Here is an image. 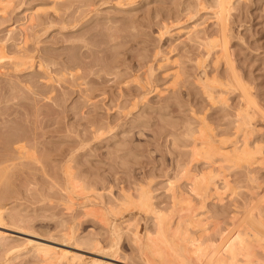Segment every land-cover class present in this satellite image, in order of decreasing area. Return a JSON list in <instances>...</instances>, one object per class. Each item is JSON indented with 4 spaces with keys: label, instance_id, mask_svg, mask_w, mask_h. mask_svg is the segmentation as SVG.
I'll return each mask as SVG.
<instances>
[{
    "label": "rangeland",
    "instance_id": "374dc122",
    "mask_svg": "<svg viewBox=\"0 0 264 264\" xmlns=\"http://www.w3.org/2000/svg\"><path fill=\"white\" fill-rule=\"evenodd\" d=\"M232 3L220 11L225 5L216 6L215 0H0V53L5 55L0 61V206L7 222L14 215L15 224L8 226L27 232L0 240V264H71L64 258L45 262L27 239L81 254L80 264L93 259L144 264L131 232L145 234L155 227L136 204L141 191L152 192L153 207L171 214L175 230L186 210L174 208L169 179L191 193L189 179L213 165L192 158L193 139L202 130L200 136L208 134L209 140L200 141L212 144L211 150L221 139L218 145L231 150L242 105L254 120L247 133L250 146L254 151L262 146L263 156L251 167L254 182L245 169L224 164L220 173L227 174L230 189L216 177L222 187L215 185V195L211 192L203 206L204 224L216 230L212 237L216 233L219 239V231L231 225L233 206H245L250 190L256 197L263 192L264 0ZM213 10L220 11L216 17ZM31 14L34 22L27 25ZM192 25L197 36L189 37L185 32ZM18 57L22 66L14 64ZM230 77L245 80L252 94L232 91ZM206 145L199 147L210 151ZM68 176L79 189H72ZM191 195L186 197L198 203ZM110 211L123 227L114 256L108 250L113 241L108 219L115 217ZM176 259L170 264L181 261Z\"/></svg>",
    "mask_w": 264,
    "mask_h": 264
},
{
    "label": "bare ground",
    "instance_id": "6f19581e",
    "mask_svg": "<svg viewBox=\"0 0 264 264\" xmlns=\"http://www.w3.org/2000/svg\"><path fill=\"white\" fill-rule=\"evenodd\" d=\"M232 1L234 0H215V3H216V6H220L222 4L225 5V7H223L220 11H227V9H229L231 6ZM236 1V0H235ZM200 5H202L201 2H199ZM86 7V6H85ZM200 7V6H199ZM202 9V8H201ZM191 10V9H190ZM6 11V10H5ZM4 11V13H6ZM220 11H216V10H213L212 11V14L214 17L217 16V14L220 12ZM192 14V13H191ZM26 16V15H25ZM35 16V15H34ZM34 16L31 14L30 16H27V21L29 22L27 25H29L30 23L32 24L33 19H34ZM196 16V15H195ZM5 19V18H4ZM53 22V21H52ZM40 23V22H39ZM195 23V22H194ZM26 24V23H25ZM34 25V24H33ZM32 25V26H33ZM195 27H197V25L194 24ZM192 25V29H188L185 33H187L188 35L187 36H191L193 34H195V36H197V28L195 30V27ZM16 27V26H15ZM14 27V28H15ZM28 27V26H27ZM14 28H10L8 30V33ZM12 30V31H13ZM26 30V29H25ZM23 31V30H22ZM182 31V30H181ZM45 32V31H44ZM205 33V32H204ZM219 33H222V31L219 30ZM11 34V33H10ZM12 35V34H11ZM11 35L8 34V36L11 37ZM16 36V35H15ZM14 36V37H15ZM27 35H25L26 37ZM83 36V35H82ZM199 36V35H198ZM13 37V36H12ZM186 37V36H185ZM201 37V36H200ZM200 37L199 38V42H200ZM210 37V36H209ZM9 38V37H7ZM10 39V38H9ZM7 39V40H9ZM17 39V38H16ZM196 39V38H195ZM205 39V38H204ZM203 39V40H204ZM207 39H210V38H207ZM206 39V40H207ZM218 39H221L220 37ZM212 40V39H211ZM25 41V40H24ZM27 41V40H26ZM88 41V40H87ZM196 41V40H195ZM205 41V40H204ZM209 40H207L208 42ZM193 42V41H192ZM210 42V41H209ZM22 44V43H21ZM196 44V43H195ZM205 44V42H204ZM208 44V43H207ZM209 45V44H208ZM208 45H206L208 47ZM212 45V48L211 49H214L216 47L215 45V41L213 42V44L211 43ZM220 46V44H217ZM7 46V45H6ZM214 46V48H213ZM211 47V46H210ZM19 48V47H18ZM206 49V48H205ZM1 51V50H0ZM203 54V53H202ZM218 54V53H217ZM4 57V52L3 53H0V61H2L1 57ZM216 56V55H215ZM11 57V56H10ZM29 57V56H28ZM12 58V57H11ZM19 58V57H18ZM13 59V58H12ZM21 59H17V61H15V65L18 66H22V60L20 61ZM200 60V59H199ZM186 62V61H185ZM32 64V63H31ZM199 64V63H198ZM15 66V67H16ZM42 66V65H41ZM217 66V65H215ZM26 67V66H25ZM18 68V67H17ZM20 69V68H19ZM18 69V70H19ZM118 74V73H117ZM220 76V75H218ZM121 77V76H120ZM208 78V77H207ZM231 79V82L229 83L230 84V87L228 86V82H226L227 85H225L226 87L228 86L229 88H232V91L235 90V91H238L241 95V93H244V94H249L251 95L252 93L249 91V87H246V84H245V80L244 82L241 80V77H238V80L237 83L234 81V78L230 77ZM243 79V78H242ZM216 80H219V79H216ZM222 80V79H220ZM209 82V80H208ZM218 82V81H216ZM221 83V82H220ZM220 83H218L220 85ZM32 84V83H31ZM216 84V85H218ZM200 85V84H199ZM205 85V84H204ZM212 86V85H211ZM221 86V85H220ZM17 87V86H16ZM223 87V86H222ZM225 87V88H226ZM204 88V87H203ZM202 88V89H203ZM220 90V89H219ZM222 90V89H221ZM227 90V89H226ZM204 91V90H203ZM209 91V90H207ZM217 91V90H216ZM133 92V91H132ZM219 92V91H218ZM211 93V92H210ZM209 93V97L212 99L214 98L213 95H211ZM233 93V92H232ZM90 94V93H89ZM221 94H222V91H221ZM219 94V95H221ZM229 94V93H228ZM167 95V94H166ZM226 95V93H225ZM65 96V95H64ZM227 96V95H226ZM217 97V96H216ZM249 97V102L248 103H252L254 104L255 103V98L254 97ZM241 98V96H240ZM221 99V98H220ZM224 99V98H223ZM222 101V100H221ZM226 103V101H224ZM222 103V102H221ZM227 104V103H226ZM251 104H248L247 106H249ZM257 106V105H255ZM229 107V106H228ZM243 107L244 105L240 106V109H238L240 111V114L236 115V121H235V131H233L234 133V136H235V140H234V143L232 145V149L231 150H228L221 142L220 145H215V150H211V147H212V144L210 146V151H208L209 148H207V150H203L204 148L202 147H199V145H206V143L204 144L203 142L207 141V139H205L204 137H207V135H202L200 136L203 132L202 130H200V135H199V138H198V134H197V138L195 136H193V141H192V151L190 152V155H192V158L197 160L200 158V161H201V158L204 159V162L206 163H211L210 166H211V170L210 171H207L206 174H204V172H199L198 174L195 173V176L193 177L194 179L190 178L189 179V184L191 186H189V190L190 192L192 193V195H194L193 197L195 198V200L197 199L198 203H194L193 205V201L190 198L186 197L188 196L189 194L191 195V193H185L187 194L185 196V193L184 191H180L179 189H176L175 186H176V183L175 181L173 180H170L169 179V182H168V189L169 191L171 192L170 195L168 196H171L172 195V199H173V205H174V208L177 209L178 207H183L181 208L182 210L185 208L186 212L185 214L181 215L180 218L178 219L177 222H175V230L173 229V231L171 232V227H173L172 225V220L170 219V216L169 213L166 214L162 209H157L155 207H153V200L151 201L149 198L150 197H153L151 196V193L149 190V192H147L146 194V191H141L143 192L142 194H140V204L139 203V199L136 201V204L137 206H139V208L141 209V211L145 212L146 214H150V217L151 219L153 220L152 223H154V227L153 230L154 231H150L149 230L143 234L141 231L139 230H133L131 233H132V241H134L135 243V246L137 247L136 249H138V253H139V258L142 259V261H144V264H165V259H167L166 257H169L171 255V258H174V259H170L172 260L170 262V259L168 258L169 260V263H168V260H167V263L166 264H170V263H173V260L174 262L177 260L176 258H180V262L177 261V264L180 263V264H185V263H188L190 264L191 262L193 264H264V186L262 187V190L263 192L260 193V195L257 196V193L255 192L256 195L253 194V190H250L251 194L249 193V196H250V200L249 197H248V202H246V204L244 203L245 206H243V209L241 208L242 206H240V208L242 210H239L240 208L237 206H233V207H236L235 211H236V215L234 214L233 216V219H232V222H231V225L228 226V227H223L222 231H219L217 235H219V239H215L214 238V234L213 237L211 235V230H213L214 228L212 227H208L207 225V222L204 224V222L208 219H206L204 217V212H203V206L207 203L206 201L208 200L212 192L213 195H215V192L213 190V188L215 187V185L217 186H222L229 190L230 188H228L230 186V182L229 184L226 182V180H228L227 178V174L226 175H222L221 174H224V173H220L222 171V168L225 166L224 164L227 165V163H229V167L233 169H236L238 171H241V169H245L247 172L246 174L249 176V174L251 175L250 177H248V179L251 181V182H254V179L256 178V176L253 175L252 173V170H251V167L253 165H255L258 160H260L261 158L259 157V155L263 156L262 154V149L263 148L261 146L260 150H258L256 148V150H252L248 138H247V133H249L251 131V126L252 123H251V120H253V116L251 115V113L247 112V111H243ZM224 108V107H223ZM231 108V107H230ZM237 110V109H236ZM237 110V111H238ZM238 111V112H239ZM233 112V111H232ZM187 114V113H186ZM235 116V115H234ZM85 118V117H84ZM196 121V120H195ZM254 121V120H253ZM234 122V121H233ZM186 123V122H185ZM7 124V123H6ZM189 124V123H188ZM94 125V124H93ZM104 125V124H103ZM195 125V124H194ZM201 126V125H200ZM199 126V128H200ZM197 127V126H196ZM202 127V126H201ZM194 128V127H193ZM253 128V127H252ZM191 129V128H190ZM197 129V128H196ZM4 130V128H3ZM192 131H194L193 129H191ZM254 130V129H253ZM252 130V131H253ZM190 131V130H189ZM24 132V131H23ZM96 132V131H95ZM101 132V131H100ZM100 132L98 131L97 133L100 134ZM188 132V131H187ZM206 132V131H205ZM96 133V134H97ZM196 133H198L196 131ZM256 133V132H255ZM263 133V132H262ZM94 134V135H96ZM251 133H249L250 135ZM190 135V134H189ZM195 135V134H193ZM262 135V134H261ZM98 136V135H97ZM188 136V135H187ZM192 136V135H191ZM254 136V135H253ZM205 139H203V138ZM249 137V136H248ZM251 137V136H250ZM261 137V136H260ZM264 137V136H263ZM71 138V137H70ZM200 138H202L201 142L200 141ZM208 138V137H207ZM263 140V139H262ZM261 140V141H262ZM182 141V140H181ZM224 141V140H222ZM210 142V141H209ZM191 143V142H190ZM258 143V142H257ZM128 144V143H127ZM215 144V143H214ZM256 144V143H255ZM208 145H206L207 147H209ZM253 145V144H252ZM217 146V147H216ZM227 146V145H226ZM190 147V146H189ZM213 148V147H212ZM18 153V152H16ZM18 155V154H17ZM14 156V155H13ZM19 156V155H18ZM23 157V156H22ZM260 158V159H259ZM264 158V157H263ZM262 158V159H263ZM228 166V165H227ZM10 168V167H9ZM189 168L186 169V171L188 170ZM224 169V168H223ZM228 170V169H227ZM182 171V170H181ZM67 172V171H66ZM183 172V171H182ZM188 172L190 173V170H188ZM224 172V171H223ZM180 173V172H179ZM187 173V172H186ZM186 173L184 172V174L186 175ZM220 173V174H219ZM229 173V172H227ZM237 173V172H236ZM183 174V175H184ZM194 174V173H193ZM219 174V175H217ZM7 175V174H5ZM67 175V174H66ZM68 175H70L68 173ZM182 175V176H183ZM217 175V176H216ZM237 175V174H236ZM245 176V173L243 174ZM246 175V176H247ZM73 177V175H70ZM68 176V178L70 177ZM190 177V175H188ZM193 176V175H192ZM218 176L220 177L219 178V181L221 180V184L217 183L218 181ZM229 176V175H228ZM245 176V177H246ZM71 177V178H72ZM217 177V178H216ZM235 177V176H234ZM71 178H69L67 182L69 183H65V184H69L71 186V184L73 185L74 182H76V178L72 179V180H76V181H73V183L71 182ZM247 178V177H246ZM8 180V179H7ZM178 180V179H177ZM253 180V181H252ZM83 181V180H82ZM230 181V180H229ZM256 181V180H255ZM262 181V180H261ZM80 182V181H79ZM87 182V181H86ZM180 182V181H179ZM188 183V181H186ZM185 183V182H184ZM81 184V183H80ZM188 184V185H189ZM68 185V187H69ZM76 185V183H75ZM74 185V186H75ZM78 185V184H77ZM232 185V184H231ZM239 185V184H238ZM53 186V185H52ZM67 186V185H66ZM65 186V187H66ZM73 186V187H74ZM82 186V184H81ZM80 186V187H81ZM179 186V185H178ZM221 186V187H222ZM247 186V185H246ZM260 186V185H259ZM64 187V188H65ZM72 187V186H71ZM70 188V192H72L71 190L72 189ZM86 187V186H85ZM94 187V186H93ZM184 187V186H182ZM239 187V186H238ZM245 187V186H244ZM250 187V186H249ZM258 187V186H257ZM68 188V189H69ZM74 188H77L79 189L78 187H74ZM82 188V187H81ZM181 188V187H180ZM186 188V187H185ZM233 188H235L233 186ZM240 188V187H239ZM242 188V187H241ZM256 188V187H255ZM261 188V186H260ZM8 189V188H7ZM140 189V188H139ZM250 189V188H249ZM5 190V189H4ZM124 190V189H123ZM141 190V189H140ZM167 190V189H166ZM240 190V189H238ZM244 190V189H243ZM259 190V189H258ZM65 191H66V188H65ZM80 191V190H79ZM138 191V189H137ZM234 191V189H233ZM68 190H67V194H68V197L70 196L69 193H70ZM75 192V191H74ZM81 192V191H80ZM238 191L235 192V194L237 193ZM77 193V192H76ZM169 193V192H167ZM234 193V192H233ZM242 193V192H241ZM73 194V193H72ZM75 194V193H74ZM139 194V193H138ZM232 194V193H231ZM239 194V192L237 193ZM243 194V193H242ZM103 195V194H102ZM128 195V194H127ZM150 195V197H149ZM191 195V196H192ZM234 195V194H233ZM247 195V194H245ZM132 196V195H131ZM137 196V195H136ZM139 196V195H138ZM239 196V195H238ZM121 197V196H120ZM231 197V195H230ZM233 197V196H232ZM235 197V196H234ZM67 198V197H66ZM73 196L71 197L70 200L73 201ZM76 198V197H74ZM117 198V197H116ZM129 198V197H128ZM247 198V197H246ZM68 199V198H67ZM88 200V198H86ZM153 199V198H152ZM218 200V202L220 200H222L221 198H216ZM215 199V201H216ZM237 199V198H236ZM235 199V200H236ZM245 199V198H244ZM132 200V199H131ZM130 200V201H131ZM211 200V198H210ZM234 200V201H235ZM3 201V200H2ZM67 201V200H66ZM71 201V203H72ZM84 201V200H83ZM124 201V200H123ZM224 201V200H223ZM239 201V200H238ZM242 201V200H241ZM82 202V201H81ZM86 202V201H85ZM128 202H129V199H128ZM69 203V202H67ZM236 203V202H234ZM242 203V202H241ZM74 204V203H73ZM85 204V203H84ZM97 204V203H96ZM108 204V203H107ZM122 204H125L122 202ZM120 203V205H122ZM163 204V203H162ZM166 204V203H165ZM196 204H199L200 206L197 205V207H199V211L198 212V208L195 206ZM226 204V203H225ZM232 204H233V201H232ZM69 206L70 203L68 204ZM134 204H132L133 206ZM169 205V204H168ZM208 205V204H207ZM129 206V205H128ZM137 206H133V207H137ZM176 206V207H175ZM206 206V205H205ZM231 206V205H230ZM72 207V206H71ZM83 207V206H82ZM98 207V206H97ZM107 208H109L107 205H106ZM111 207V206H110ZM115 207L117 208V206H114L113 205V208L112 210L116 212L117 214V211L115 210ZM130 207V206H129ZM160 207V206H159ZM158 207V208H159ZM163 207V206H162ZM172 207V206H171ZM222 207V206H221ZM119 208V207H118ZM125 208H126V205H125ZM161 208V207H160ZM168 208V206H167ZM170 208V207H169ZM169 208H168V211H169ZM173 208V207H172ZM171 208V209H172ZM239 208V209H238ZM73 209V208H71ZM101 209V208H100ZM103 209V208H102ZM124 209V208H123ZM123 209L121 211H123ZM130 209V208H129ZM205 209V208H204ZM238 209V210H237ZM93 210V209H92ZM105 210V209H104ZM103 212H106L104 211ZM111 210V209H108V211ZM120 210V209H119ZM179 210V209H178ZM234 210V209H232ZM6 211V208L4 209L3 206H0V240H3V239H7L6 237L8 236H18V237H22L21 234H27V232L25 233L23 229L19 230L17 228H13V227H10L8 226L9 225V222L10 224H15V218L13 216H11L9 218V222H7V218H5V214L4 212ZM9 211V210H8ZM94 211V210H93ZM97 211V210H96ZM121 211H119L121 213ZM167 211V212H168ZM208 211V210H207ZM7 212V211H6ZM110 215L113 216V212L110 211ZM118 212V213H119ZM174 212V211H173ZM184 212V211H182ZM181 212V213H182ZM203 212V213H202ZM232 212V211H231ZM11 213V212H10ZM101 213V212H100ZM108 213V212H107ZM172 213V211H171ZM177 213V212H176ZM106 214V213H105ZM174 214V213H173ZM208 214V213H207ZM209 214H212V213H209ZM97 215V214H96ZM175 215V214H174ZM179 215V214H178ZM177 215V216H178ZM214 215V214H213ZM101 216V215H100ZM104 216V215H103ZM115 216V217H114ZM114 218L112 220H109L108 221H111V222H108V225L110 224L111 225V238L113 239V241H110L111 243L108 245V250L111 252V256H114L116 255V253L118 252V241H119V238H120V235L121 233L123 232L122 230V225H121V222L119 221V216L118 215H115L114 213ZM176 216V215H175ZM230 216V215H229ZM172 217V216H171ZM231 217V216H230ZM107 218V217H106ZM105 218V219H106ZM209 218V217H208ZM17 219V218H16ZM100 219V218H99ZM102 219V218H101ZM100 219V220H101ZM104 219V217H103ZM229 219V218H228ZM214 220V219H213ZM230 220V219H229ZM23 221V220H22ZM124 221V220H123ZM225 221V220H224ZM17 222V221H16ZM104 222V221H103ZM102 222V223H103ZM129 222V221H128ZM220 222V221H218ZM214 220V223H218ZM226 222V221H225ZM132 223V222H131ZM130 223V225H131ZM151 223V224H152ZM106 224V221L105 223ZM209 224V222H208ZM107 225V224H106ZM128 225V224H127ZM218 225V224H217ZM20 226V225H19ZM29 226V225H28ZM215 226V225H213ZM109 227V226H107ZM153 227V225H152ZM219 227V226H218ZM222 226H220L221 228ZM21 228V227H20ZM1 229H8L12 232H10V234L7 232L5 233V231H1ZM23 230V231H22ZM110 230V229H109ZM215 230V229H214ZM28 231V230H27ZM216 231V230H215ZM183 232V234H182ZM213 234V233H212ZM216 235V236H217ZM218 237V236H217ZM219 240V241H218ZM14 241V240H13ZM2 242V241H1ZM49 242V241H48ZM48 242H41V241H35V240H30V239H27L25 240V243H28L29 245H32V251L35 252V254H37V256L39 255L40 258L42 257L45 262L46 260L49 262H52V261H56V260H60L61 258H64L68 263H74V261L76 262V260H78V263L80 264L82 261H83V257L81 256V254H78L76 252H72L71 250H66V249H62V248H59L51 243H48ZM93 242V241H91ZM95 242V245L97 246V248H101L102 246L100 245L99 241L98 240H94ZM121 242V241H120ZM65 244V243H63ZM78 244V243H77ZM76 244V245H77ZM2 245V244H1ZM26 245V244H25ZM67 245V243L65 244ZM18 248V247H17ZM15 247V249L12 251L11 249L9 250L10 253H13L15 252V250L17 249ZM22 248V247H21ZM75 248H79V246H75ZM135 248V247H134ZM8 249V248H7ZM78 249V250H79ZM83 249V248H82ZM120 249V248H119ZM12 251V252H11ZM21 251V249H20ZM135 251V250H134ZM7 252V251H6ZM30 254V253H29ZM32 254V253H31ZM108 254V253H107ZM26 255V254H25ZM169 255V256H167ZM173 256V257H172ZM7 257V256H6ZM19 257V255H18ZM109 257V255H108ZM111 258V257H110ZM100 259V258H99ZM176 259V260H175ZM11 260V259H10ZM64 260V261H65ZM114 260V259H113ZM165 260V261H164ZM156 261H158L159 263H157ZM194 261V262H193ZM59 262V261H58ZM57 262V264H58ZM62 262V261H61ZM105 260L102 261V260H91V261H87L86 260V263L84 262V264H105ZM196 262V263H195ZM111 263V262H110ZM191 263V264H192ZM49 264V263H48ZM75 264V263H74ZM107 264V262H106ZM175 264V263H174Z\"/></svg>",
    "mask_w": 264,
    "mask_h": 264
}]
</instances>
